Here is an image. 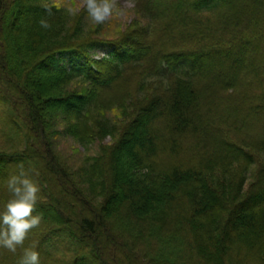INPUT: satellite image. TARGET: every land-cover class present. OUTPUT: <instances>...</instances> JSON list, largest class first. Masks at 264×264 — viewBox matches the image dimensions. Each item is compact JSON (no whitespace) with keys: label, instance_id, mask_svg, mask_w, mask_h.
<instances>
[{"label":"trees","instance_id":"obj_1","mask_svg":"<svg viewBox=\"0 0 264 264\" xmlns=\"http://www.w3.org/2000/svg\"><path fill=\"white\" fill-rule=\"evenodd\" d=\"M133 1L148 25L104 38L52 0H0V212L22 166L42 217L16 252L0 246V264L25 249L40 264H264V0ZM131 73L147 77L132 118L76 181L55 128L100 138L85 119Z\"/></svg>","mask_w":264,"mask_h":264},{"label":"rangeland","instance_id":"obj_2","mask_svg":"<svg viewBox=\"0 0 264 264\" xmlns=\"http://www.w3.org/2000/svg\"><path fill=\"white\" fill-rule=\"evenodd\" d=\"M161 3L170 2V0H159ZM63 7L66 8H74L78 9L75 14L69 13L70 25L73 26L75 24L76 14L82 13L83 16V29H81V34L85 36H100L104 38H116L121 35L124 30L128 27H131V24H139V25H148L146 19H144V15L139 12L135 7V2L133 0H115L116 3V12H114L113 16L106 20L103 24H96L89 16L84 6L85 0H61ZM238 9V8H237ZM96 27L100 28V32L96 34L94 29ZM108 52L107 49L102 48L93 52V56L96 58H100ZM233 58H237L239 55L236 52L232 55ZM254 65V61H251V67ZM206 69H211V63H207ZM144 74L147 72L144 70H140ZM142 79L139 73H131L129 82L125 85V88L121 91H113L107 92L104 95V99L98 101L93 108L88 113L89 116L85 119V126L88 128H92L95 130L103 131L104 133L100 135V138H95L93 143L90 145H84L77 141V139L71 135L68 130L70 129V125L64 121L61 123L58 128H55L57 132L51 137L52 140V151L59 157L61 164L65 165L66 169L70 173V175L77 181L84 180V169L83 166H88L91 162L90 159L97 156L100 152V147L103 145H111L114 140L118 137L121 127L132 118L133 111L135 110L132 107L136 97H137V86L141 82ZM153 81L149 80L148 86L152 85ZM75 87L81 89H89L87 84L82 85L81 81H74L71 84V89H75ZM125 91H130L131 98H128L127 101H121L123 98V94ZM106 93V92H105ZM146 95V94H145ZM147 96V95H146ZM133 109V110H132ZM5 107L0 103V121L1 118L5 115ZM108 125L112 128H109ZM106 127H108L107 131ZM238 138V137H234ZM4 136L0 133V149L5 146ZM241 138L239 137V140ZM262 157H259L261 160ZM252 171H255V167L252 168ZM86 179V178H85ZM250 180L247 184H249ZM248 189V187H247ZM9 196V195H8ZM183 211V209H182ZM34 215V214H33ZM142 260L147 264V259H145V255L141 253ZM195 258V257H194ZM197 259V258H195ZM141 260V263L144 262ZM202 264V263H200Z\"/></svg>","mask_w":264,"mask_h":264},{"label":"clouds","instance_id":"obj_3","mask_svg":"<svg viewBox=\"0 0 264 264\" xmlns=\"http://www.w3.org/2000/svg\"><path fill=\"white\" fill-rule=\"evenodd\" d=\"M62 6L61 0H52L51 6L46 5L49 12L52 7L60 9ZM84 6L88 16L96 24H103L116 12L115 0H85ZM67 11L75 14L78 9L68 8ZM39 23L44 29L50 27L43 18ZM6 187L11 196L0 212V246L16 252L17 246L23 245L30 230L38 227L41 222L40 215H33L40 187L22 166L18 174L8 177ZM19 264H40L38 251L25 249Z\"/></svg>","mask_w":264,"mask_h":264}]
</instances>
